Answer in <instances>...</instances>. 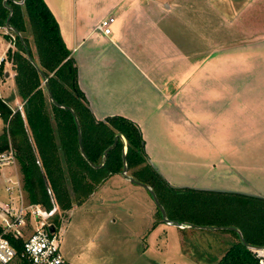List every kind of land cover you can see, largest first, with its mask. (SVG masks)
Listing matches in <instances>:
<instances>
[{
	"label": "crops",
	"instance_id": "0c3cea01",
	"mask_svg": "<svg viewBox=\"0 0 264 264\" xmlns=\"http://www.w3.org/2000/svg\"><path fill=\"white\" fill-rule=\"evenodd\" d=\"M44 1L93 116L136 123L150 163L169 184L189 187L183 180L195 167L227 179L240 173L249 181L251 172L264 171L258 157L264 158V110L251 115L240 136L236 130L249 119L246 100L264 106V41L258 42L264 0ZM106 17L114 18L110 35L98 29ZM244 33L256 38L244 41ZM228 115L235 126L229 140ZM136 187L143 188L119 173L90 197L139 194Z\"/></svg>",
	"mask_w": 264,
	"mask_h": 264
},
{
	"label": "trees",
	"instance_id": "16d2710c",
	"mask_svg": "<svg viewBox=\"0 0 264 264\" xmlns=\"http://www.w3.org/2000/svg\"><path fill=\"white\" fill-rule=\"evenodd\" d=\"M3 1L0 0V27L5 26L10 8L9 24L23 41L12 30L13 39L4 36L15 46L6 50V56L12 63L16 93L24 104L22 113L0 97V118L4 123L0 151L8 147L10 140L28 200L48 209L56 205L69 211L75 203L86 201L109 177L121 173L125 146L128 175L155 192L168 219L188 225L223 227L216 230L233 237L223 255L212 258L214 264H259L262 256L252 247H264V198L170 185L150 163L136 123L123 116L104 120L93 116L78 86L70 51L45 1L6 0V5ZM27 53L45 75V82ZM3 65L4 59L0 73ZM48 91L58 104L72 109L91 164L101 162L103 152L116 135H122L125 143L118 139L102 166L89 164L80 152L72 112L55 105ZM158 214L161 217L159 210ZM229 227L237 228L251 247L243 244L238 233Z\"/></svg>",
	"mask_w": 264,
	"mask_h": 264
},
{
	"label": "rangeland",
	"instance_id": "374dc122",
	"mask_svg": "<svg viewBox=\"0 0 264 264\" xmlns=\"http://www.w3.org/2000/svg\"><path fill=\"white\" fill-rule=\"evenodd\" d=\"M259 7L264 15V4H259ZM259 22L261 31L264 19L260 18ZM5 35L10 36L11 39L14 36L10 29L5 26L0 27V62L4 59L0 73V97L12 108H18L22 100L16 96L14 71L12 63L6 56L8 44L12 49H15V46L4 37ZM254 38L256 36L252 37L246 33L242 37L244 41ZM262 41H264V35L260 34L258 42ZM30 44L35 52V46L32 42ZM260 83L264 84L263 81ZM246 101L248 104L243 113H247L249 119L243 118L242 123L236 124L239 136L245 130L244 125L252 122L251 115L256 110H264V106H256L258 105L256 100ZM233 119L231 115H228L226 120V125L228 124L231 128L229 133L225 132L228 140L233 139L235 132ZM3 129L4 123L0 118V134L3 133ZM261 142L264 141L260 140ZM258 157L259 163H264V158H261L259 154ZM17 168L19 171L18 163ZM192 172L194 176L185 177L186 179L183 180L186 186L235 191L226 186L230 184L237 187V191L250 189L260 192L257 195L264 196V171H258L259 173L256 172L254 175L251 172L248 175L250 181L240 173L237 175L234 173L235 176L232 175L231 179H227L224 176L220 178L219 173L209 176L201 167H195ZM15 176L16 172L12 166L0 169V199L6 196L3 188L12 185V182H7L6 179L14 180ZM216 184L217 186H214ZM170 185L173 186L172 183ZM131 186L136 185L131 183ZM136 189L139 190L137 191L139 194L121 195L113 192L108 196L100 193L89 197L92 198L89 202L75 203L76 206L71 208V211H63L59 208L61 218L56 223L61 237L60 251L68 264H214L212 258L219 259L233 240L231 235L217 230L179 228L166 224L159 216L149 193L140 187ZM142 194L146 195L147 200ZM256 252L259 256L264 255V251Z\"/></svg>",
	"mask_w": 264,
	"mask_h": 264
},
{
	"label": "built area",
	"instance_id": "2783aa9c",
	"mask_svg": "<svg viewBox=\"0 0 264 264\" xmlns=\"http://www.w3.org/2000/svg\"><path fill=\"white\" fill-rule=\"evenodd\" d=\"M113 17L102 19L98 29L104 35L111 34ZM23 104L17 108L23 113ZM12 166L16 172L14 180L7 178L3 188L6 196L0 199V264H68L60 251L59 226L61 210L51 209L28 200L23 188L22 176L17 168L16 152L8 140V147L0 151V169ZM59 209V211H58ZM53 231H50V227ZM259 264H264L263 257Z\"/></svg>",
	"mask_w": 264,
	"mask_h": 264
},
{
	"label": "water",
	"instance_id": "95a60500",
	"mask_svg": "<svg viewBox=\"0 0 264 264\" xmlns=\"http://www.w3.org/2000/svg\"><path fill=\"white\" fill-rule=\"evenodd\" d=\"M23 1V0H22ZM20 1V2H22ZM3 4L6 5V0L3 1ZM9 9V15L7 17V20L5 22V27L12 30L16 35L20 36V33L15 29L13 28L10 24H9V20H10V17H11V9ZM20 40L22 41V37L20 36ZM23 42V41H22ZM27 57L28 59L36 66L40 76L44 79V82L46 81L45 79V75L43 74V72L39 69V67L35 64L34 60L32 59V57L30 56L29 53H27ZM48 95L50 97V100L57 106H60V107H63V108H66L68 110H70L72 112V109L67 107V106H62L60 104H58L52 97V94L50 93V91H48ZM73 116H74V120H75V123H76V128H77V139H78V144H79V148H80V152H81V155L85 158V160L88 161L89 164H91V162L88 160L85 152H84V149H83V146H82V137H81V130H80V125L78 123V120L76 118V116L74 115V113L72 112ZM118 139H121L123 140V142L125 141L124 140V137L122 135H116L114 137V140H113V143L108 146L105 151L103 152V156H102V160L101 162L98 164V165H93L91 164L92 166L94 167H100L104 164L105 160H106V155H107V152L109 150H111L117 143ZM125 153H126V150L123 149V155H122V163H123V169L121 171V175L128 179L131 183L135 184V185H138V186H141L143 187L144 189H146L148 191V193L150 194L155 206L157 207V209L159 210L160 214H161V218L162 220L166 223V224H169V225H173V226H176V227H179V228H184V227H190V228H197V229H212V230H216V229H222L223 227H213V226H196V225H188V224H182V223H179L177 221H172L170 219L167 218V215H166V212H165V209L164 207L162 206V204L159 202L155 192L146 184L144 183H141L137 180H135L133 177H131L130 175H128L127 173V166H126V159H125ZM198 189V188H197ZM199 189H205V188H199ZM205 190H214V189H205ZM214 191H221V192H230L228 190H214ZM245 195H249V196H254V197H257V198H264V196H260V195H257V194H250V193H244ZM229 229L235 231L238 233L241 241L243 242V244H245L246 246L248 247H251L250 245H248L244 239L242 238V234L241 232L235 228V227H229ZM50 231H53V227L51 226L50 227ZM254 248L256 251H264V247H252Z\"/></svg>",
	"mask_w": 264,
	"mask_h": 264
}]
</instances>
